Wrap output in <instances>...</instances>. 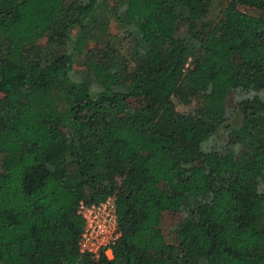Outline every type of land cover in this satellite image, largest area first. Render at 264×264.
Listing matches in <instances>:
<instances>
[{
	"label": "trees",
	"instance_id": "obj_1",
	"mask_svg": "<svg viewBox=\"0 0 264 264\" xmlns=\"http://www.w3.org/2000/svg\"><path fill=\"white\" fill-rule=\"evenodd\" d=\"M0 264H264V0H0Z\"/></svg>",
	"mask_w": 264,
	"mask_h": 264
},
{
	"label": "built area",
	"instance_id": "obj_2",
	"mask_svg": "<svg viewBox=\"0 0 264 264\" xmlns=\"http://www.w3.org/2000/svg\"><path fill=\"white\" fill-rule=\"evenodd\" d=\"M78 213L83 227L78 239V251L92 258L111 257V247L119 237L115 206L112 197L93 204L79 203Z\"/></svg>",
	"mask_w": 264,
	"mask_h": 264
},
{
	"label": "rangeland",
	"instance_id": "obj_3",
	"mask_svg": "<svg viewBox=\"0 0 264 264\" xmlns=\"http://www.w3.org/2000/svg\"><path fill=\"white\" fill-rule=\"evenodd\" d=\"M67 1V0H65ZM109 28L110 31L112 33L115 32V27H114V23L110 22L109 24ZM91 46V44L89 43L87 45ZM129 46L125 45V44H120V48H119V52L120 54L125 57L128 58L129 57ZM76 68H79V66H76ZM174 106L175 109L178 112H186L189 108H191L194 105V101H191L189 104H184L182 102H180L179 100L174 99ZM230 102L227 103V107H230ZM178 219V215L174 214V213H170V212H165L162 214L161 219H160V223H159V229L161 234L163 235L164 239L168 242H172L173 241V233L171 232V228L173 226V224L177 221Z\"/></svg>",
	"mask_w": 264,
	"mask_h": 264
}]
</instances>
